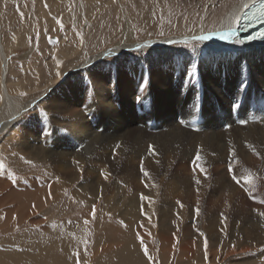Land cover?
I'll use <instances>...</instances> for the list:
<instances>
[{"label":"bare ground","instance_id":"1","mask_svg":"<svg viewBox=\"0 0 264 264\" xmlns=\"http://www.w3.org/2000/svg\"><path fill=\"white\" fill-rule=\"evenodd\" d=\"M88 1L92 2V0ZM258 1L244 0L238 7L234 8L235 6H233L229 10L227 9L223 16L220 13L222 16L220 18L221 26L220 29L210 33L212 39L198 42L199 46L193 50L191 48L186 54L176 48L161 50L156 53L141 54L138 62H135L133 56H127L124 64L125 60L116 61L119 66L115 63L104 68L101 66L94 68V65L104 59L121 56L135 49L145 52L152 48L170 45L172 43L167 41L174 40L170 38L131 45L130 33H125L123 43L105 53L87 57L82 65L72 70L69 69L70 71L65 73L64 79L62 78L52 87L49 86L50 88L46 90V93L44 92L42 97L32 100L27 105L22 104L15 97L18 94H15L14 90L16 88L23 89V83L15 85L9 79L10 63L12 62L9 56L12 49L19 45V38L14 33L11 36L12 38L15 36V39H12V45L4 42V27L0 20V91L2 94L0 136L3 135L2 143L3 141L4 143H14L17 152V149L21 150L20 143H22L27 149L32 150L31 154L35 155V150L39 149L36 148L35 142H38L43 135L44 137L51 135L52 138H49L47 147L44 145L40 149H46L48 153L46 157L56 165L45 167L44 173L49 176L45 174V176L31 175L28 178L30 184L32 182L36 185L35 192L26 189L27 184L21 182L23 177H20L17 185L26 188L15 191L16 185H14V189L5 192L7 186L12 187L16 181L12 175L6 176V173L8 174L7 167L3 165L0 158V213L9 214V217L15 218L13 215L18 214L16 210L19 206L26 214L32 208V201H40L41 205L37 211H31L27 216L17 219L21 221L27 219L31 225L43 224L41 219L38 221L37 213L47 208L52 198L61 195L62 187L65 189L73 183L80 182V177L83 176L80 172L81 167L84 162H87L89 172L85 177H82L84 180L79 184V188H76L73 196L77 198L85 196L88 199L92 195L99 200L107 193L112 194L114 197L111 198L115 199L120 197L123 190L125 192H141V196H136V199H131L132 201L125 205L131 209L130 214H133L134 209H138L139 212H146L152 217L156 206L142 199L143 194L151 195L154 199L173 200L172 202L168 201V204L172 205L179 213L185 210L186 206L190 207L191 214L192 216L196 215L197 222L200 220L201 214L208 216L209 230L206 232V241L211 243L210 246L213 247L226 241L233 247L230 251H225L224 254L215 250L203 258H199L198 262L191 263L196 254L195 243L193 244L195 241H191V246L189 245L190 247L187 248L183 245L182 250L186 253L185 262L187 261L188 264H228L230 257L249 255L256 251L260 244H264V240L256 244L252 242L256 238H262L261 235L264 234V217L258 215L259 212H264V204L255 202L264 199V48L251 47L241 42L238 31L223 40L215 33L235 30L242 13ZM2 2L3 0H0V8ZM32 3L37 5L42 17H50V5H54L56 8L62 3L65 6H71L72 8L66 7L65 11L67 13L72 11V13L67 14L59 9H55L54 13L56 12V14H60L61 18L65 17L66 19H71L73 15L75 25L80 24L81 27L87 29L92 27V13L86 14L85 0H46L47 7L44 6L45 0H32ZM78 16L81 18L79 19ZM232 17L236 18L235 22L231 21ZM85 19L87 24H85ZM205 23H203L204 27ZM129 31L131 32V30ZM74 38L75 45L73 46L72 43L63 44L60 49H51L52 65L57 74L63 68L64 61L67 62L75 57L80 58V53L85 52L84 47L88 44L87 39H83V44H81L80 35H75ZM180 40L196 43L193 36L187 39L180 38ZM176 41L178 42V40ZM57 60L61 62L59 66L56 63ZM193 73H195V77H193ZM115 83H117V90L114 89ZM57 91L61 93V100L56 98L57 96L55 97ZM42 100H48V110L59 111V114L65 112L69 115L68 112L70 113L73 109L70 101H74L75 105L85 106L86 109L73 113V118L64 119L67 123L62 122L60 118L56 119V125H53L52 129L48 128L50 133L39 131V117H36L35 121H31V124L29 122L25 127L27 131L21 133L27 121L25 116L36 111V106ZM237 100L241 104L239 110L236 109L238 112L236 118L233 113V109H235L233 103ZM153 103L157 108L158 122L154 125H152L154 121L152 124H150L152 121L148 122V125L143 124L146 122L140 119L136 110L142 107L146 108ZM194 103L195 108H193ZM3 108L9 110L5 119L1 116L4 114ZM84 112L93 113L96 118L93 120L97 124L93 126L89 121L90 118L88 119ZM97 115L112 124V129L109 132L103 133L105 126H102V121L98 122ZM69 116L71 117V115ZM63 117L66 118V116ZM53 118L51 119L53 120ZM59 123H65L66 127L74 128L80 137L78 144H82L84 147L80 148L74 139L66 140L65 133L61 132ZM86 123L88 127H85ZM63 126L65 125L61 127L63 128ZM53 130L56 132L51 133ZM20 133L25 136L21 138V140L24 139L22 142L18 137ZM2 143L0 144L1 151L7 146ZM41 143L44 144L45 141ZM117 145L120 147L117 148ZM150 146H154L155 154L150 150ZM233 151L236 153L235 158L232 155ZM197 156L202 159L197 161ZM41 162H45L44 159ZM186 164L187 166H185ZM201 168L204 171H201ZM105 171L109 173L107 179L101 175ZM145 171L149 173L148 177L144 175ZM249 173L252 174L250 182L246 179ZM234 174L240 181L239 184L232 179ZM197 179L201 181L200 184H196ZM58 180H62L60 185L55 184ZM29 185L27 186L29 187ZM17 199H20L22 203L16 204ZM121 200L115 202L114 210H117L120 202H124L123 198ZM76 203L75 205H77ZM135 212L134 215H136ZM217 213L225 214L229 219L234 216L232 221L234 227L231 234L226 232L224 224L220 226V224L213 223ZM12 218L10 219L12 220ZM257 220L261 223L259 224ZM16 222L18 221L12 222L11 226ZM238 222L242 224H237ZM248 223L251 226H246ZM258 225L263 227L262 231H259L258 235L255 234V239L252 240L251 229L259 227ZM48 226L49 223L46 227ZM189 227H193V225ZM161 229V237L167 244H174L178 234L184 239L188 238L189 229L187 227L181 232L179 228H176L170 234H164L166 233L165 228L161 227ZM241 239L245 242L237 244ZM58 247L57 244L45 245L44 249L39 248V253H27L26 256L19 259L22 261L18 262L26 263L35 260L42 264H80L77 260L73 262L58 261L60 258L57 260L52 254L55 250L58 251ZM103 250L107 251L110 248L107 247ZM41 251H50L49 256L41 254ZM96 254L98 255L99 251ZM251 259L253 256H249L245 260L251 261ZM260 260L258 262L255 260L252 264H264V261Z\"/></svg>","mask_w":264,"mask_h":264},{"label":"rangeland","instance_id":"2","mask_svg":"<svg viewBox=\"0 0 264 264\" xmlns=\"http://www.w3.org/2000/svg\"><path fill=\"white\" fill-rule=\"evenodd\" d=\"M85 1L87 4L86 14L92 13V27H90V29L81 27L80 24L75 25L73 21V15L71 19H66L65 17L61 18L60 14H56V12L54 13L55 9H59L61 12H66V7L72 8L71 6L63 5V3L58 6L59 8H56L54 5H50V17H42L40 10L37 8L36 4L32 3V0H3L0 8V20L4 27V42L12 45L13 38L11 36L14 33L19 38V45L17 46L18 48L14 47L12 49V53L9 56L10 61H12L10 63L11 73L9 75V79L13 81L12 84L15 85L20 82L23 83V89L16 88V86L13 87L14 89L16 88V90H14L15 94H18L15 95L16 99L19 102H22V104L27 105L32 100L40 96L42 97L47 92L46 90L56 85L63 77H65V73L77 66L82 65L87 57H94L98 54L105 53L106 51L123 43L125 33H130L129 36L131 38V45L146 44L149 42L170 38L174 39V41L178 40V42L176 41V43H172L170 45L152 48L151 50H147L145 52L135 49L128 53H124L121 56H113L108 59H104L100 63L94 65V68H96L97 66H101L102 68H104L105 66L108 67L114 65L116 61H120L121 59L122 61H124L125 59L127 60V56H133L135 62H138L141 54H151L161 50L176 48L179 51L181 50V52L183 51V54H186L188 53V50L190 51L191 48V50L196 49L199 46V43H188L186 45L184 41L180 40V38L187 39L191 36L200 34L201 23L203 24L204 22H206L204 32L207 34L220 29V18L224 15L225 11L227 9L229 10L233 6H235L234 8L238 7L239 4L244 0H232L233 2L231 0ZM98 9L99 12H97ZM21 13L24 14L23 19L21 18ZM68 13H72V11ZM220 13L222 14V16ZM51 17H56L57 19L60 18L59 20L60 23L63 24V29H61L60 24L57 23V20H53ZM78 18L80 19L81 17L78 16ZM129 30H131V32ZM161 32H163V35H161ZM19 33H22L21 36ZM77 33L82 34L83 39H87L88 44L84 47L85 52L80 53V58L75 57L73 59L71 58L67 62L64 61L63 68L60 70V73L58 72V75L52 65L53 56L51 49H60L63 44L66 45V43H72V46L75 45L74 36L77 35ZM64 35L67 36L66 41H62V37ZM70 37H73V39H70ZM56 45L58 46L56 47ZM72 60L74 61L72 62ZM126 60L123 62V64L126 63ZM116 65L119 66L118 63H116ZM61 82L63 84V80ZM117 83H115L114 88L116 90ZM21 92L27 93V96H20L19 93ZM60 94L61 93L57 91L55 97L57 96L56 98H59L61 100ZM1 95L2 94L0 91V106H2ZM47 101L48 100H42L41 103L39 102L36 106V111H32V113H29V115L25 116V120L27 121L25 122L21 133H25L27 131V128H25L26 125L29 122V124H31L33 121H35L36 117L40 118L38 120L39 131L50 133V130H48V128L50 127L52 129L53 125H56V119L60 118L62 122L67 123V118H73V113L84 111V109H86L85 106L79 104H77V106L75 105L74 101H70L73 107L72 111H70V113L68 112V114L71 115L70 117L69 115H67V113L65 114V112L64 114L63 112L62 114H59V111L56 112L53 110H48L49 106H47ZM3 109L4 114H1V116L5 119V117L7 118L9 114V110L5 108ZM136 113L140 116V119L146 122L143 124L148 125V122L150 121H152L150 122V124H152L154 121V123L152 124L154 125L158 122L157 108L154 103L149 104L148 106H146V108L142 107L141 109H137ZM150 113L151 115H149ZM84 114L88 119L90 118L89 121L91 122V124H93V126L94 124H97V122L94 121L96 118L93 113L84 112ZM63 116H66V118ZM51 118H53V120ZM97 118L98 122L102 121V126H105V128H103V133L105 131L109 132L112 129V124L104 121V119L102 120V118H99L98 115ZM65 123L59 124L61 126L65 125L63 126V128L60 126V128L62 130L61 132L65 133L64 136H66V140L70 141V139H74V141L76 140L77 145H80L79 147L83 148L84 145L82 146V144H78L80 137L77 131H75V129L72 127H66ZM105 123L107 126L105 125ZM85 127H88L87 123ZM87 130L88 129L86 128V131ZM54 132L56 131L53 130L51 133ZM21 133L18 136L20 138V142L24 140H21V138L25 137L23 136L24 134ZM50 136L51 135L44 137L43 135L44 138L41 137L38 142H35L36 148H43L44 145L45 147H47L48 142L52 138ZM2 140L3 135L0 136V144L2 143ZM44 141V144L41 143ZM9 143H4L3 141L2 144H4V146L7 144V146L4 147L5 149H2L3 151H1L0 148V158L2 159L3 165H6L8 170V174L6 173V176L12 175L13 179L16 182L12 184V187L7 186V190H5V192H10V190L14 189V185H16L15 191H19L22 188L27 187L26 189H30V192H35L37 190L36 185L34 183L32 184V182L30 184L28 178L31 175H47L46 173H44L45 167H54L56 165H54L50 158L46 157L48 156L46 149H37V151L35 150L36 153L34 155L31 154L32 150L27 149L24 145H22V143H20L21 150L17 149L19 152L18 153L14 146L15 144L12 142ZM4 154H6L7 156ZM21 157H23L24 159H21ZM43 159L45 162L42 163L41 161H43ZM25 161H31L32 163H25ZM87 165L88 163L84 162L81 167L80 172L83 176L80 177V182L73 183L71 186H68V188L65 189L62 187L60 191L61 195H57L56 197L52 198L49 202L48 207L43 211H39L37 213L36 217L38 221H40L39 219H41L43 224L40 223V225H31V223L27 219V221L19 220L30 214L31 211H37L41 205L40 201H32V208L29 212L27 211L26 214L23 209H20L22 207H20L18 204L19 207L17 208L18 210H16V212L18 211V214L13 215V217L15 218H12V216L9 217V214L0 213V264H42V262L35 260H30L26 263H19L18 261H22L19 259L26 256L27 253H39V248L44 249L45 245L50 246L51 244H57L59 246L58 251L55 250V252L52 253L57 260L58 258H60L58 261L64 260L66 262H73L74 260H77L78 262H80V264H188L187 261L185 262L186 253L182 252V250L184 248L183 245L189 248L191 246V241H195L193 242V244L195 243L194 248L196 252L195 258L192 259L191 263L198 262L199 258H203L206 255L214 252L215 250H219L221 254H224L233 249V247L231 245H228L226 241H222L221 243H218L213 247L212 245L210 246L211 243L207 241V246H205V241L207 239L206 232L207 230H209L208 216L206 214H201L200 220L197 222V218H195L196 215L194 214V216H192V210L190 209V207L186 206V208H184L185 210H183L184 212L181 211L179 213L178 210H176L172 205L168 204V201L172 202L173 200H169L166 198L154 199L151 197V195L143 194L144 196H150V199L152 198L151 204H155L156 206L157 211L155 210L152 217L146 212H139L138 209H134V212L136 211V215H134V212L133 214L129 213L131 209L126 205L132 201L131 199H136V196L138 195L141 196V192H125L123 190L121 191L120 197L115 198L116 200L112 199L111 197L114 196L108 193L101 196L99 200L94 198L92 195H90L88 199L85 196H81L80 198L73 196L76 188L84 180V178L82 177H85L87 175L86 173L89 172V167ZM185 166H187V164ZM101 175H103V173ZM20 177H23L21 182H25L27 185L30 184L29 187L27 185L26 187H18L17 182L20 181ZM16 178H18L19 180H17ZM58 181L55 183L56 185H60V182L62 180ZM48 185L50 186L49 183ZM148 189L151 188L148 187ZM125 193L127 196L125 195ZM121 198L124 199V202H120L117 210H114L113 206L115 205V202H119ZM17 203L21 204L22 202L20 199H17L16 204ZM75 203L77 205H75ZM102 203L105 205H103ZM93 206L96 214L95 218H93L91 213L93 211ZM18 217L19 219H17ZM223 217H227V215L223 214ZM223 217L221 213H217V215H215L214 217L215 221H213V223L220 224V226H223L224 224V227H226V232L228 234H231L234 227V224L232 222L234 216H232V219H229L227 217L226 221H224ZM10 218H12V220ZM14 221L18 222H16L15 225L11 226V223ZM85 221H87L88 223L85 224ZM121 221L124 222L123 225L120 223ZM257 222L259 224L261 223L259 220H257ZM48 223L49 226L46 227ZM237 224L242 223L238 222ZM124 225H126L127 227H125ZM191 225H193V227H189ZM246 226L249 227L251 225L248 223ZM161 227L166 229H164V231L166 232L164 234H170L172 230H175L176 228H179L181 232L185 227H187L191 231V233L188 230V238L185 239L177 233L178 235L176 234V241L171 245L163 241L161 237ZM255 228L256 227H254V229H251V232L253 233L251 235L252 240L255 239V234H260L263 227L259 226L256 229ZM261 236L262 238H256L255 241L253 240L252 242L254 244L260 243L262 240H264V234H262ZM141 239H143L144 241V246H147L148 248L149 255L152 257L151 260H149L148 257L144 255V246L140 244ZM178 242L181 243L179 244ZM243 242L245 241L241 239V241L237 242V244L240 245ZM107 247H109L110 250L104 251L103 249H106ZM98 251L99 254L97 255L96 253H98ZM70 252L71 255H69ZM40 253L45 256H49L50 251H41ZM76 253H79V255H75ZM249 256H253V259H251V261L245 260ZM258 258L264 261V244H260L257 247L256 251L249 255H240V257L234 256V258L230 257L228 260V264H252L255 260V262L261 261ZM58 261H56V263H58Z\"/></svg>","mask_w":264,"mask_h":264},{"label":"snow or ice","instance_id":"3","mask_svg":"<svg viewBox=\"0 0 264 264\" xmlns=\"http://www.w3.org/2000/svg\"><path fill=\"white\" fill-rule=\"evenodd\" d=\"M44 6H45V7L48 6L47 3H46V0H45V5H44ZM70 10H71V9H70ZM258 11H259V13H260V17H259V18H260L261 20H264V3H261V4H260ZM20 15H21V18L23 19V15H24V14L21 13ZM53 19H56V20H57V23L60 24L61 29H63V24L60 23V20L57 19L56 17H53ZM235 19H236L235 17H232V18H231V21H232V22H235ZM85 24H87V20H86V19H85ZM203 28H204V26H203V24L201 23V32H200V34H198V35H194V36H193V40H194L195 42H197V43H198V42H203V41H209V40L212 39V34H207V33H205L204 30H203ZM215 34L218 35L219 38L223 40V39H226V38L229 37V36H233L235 33H234V30H229V31H217ZM77 35H80V38H81V39H80V42H81V44H83V36H82V34L77 33ZM161 35H163V32H161ZM13 39H15V36H13ZM261 39H264V35L261 36ZM167 42H169V43H176V41H174V40H168ZM184 43L187 45L189 42H188V41H185ZM56 63H57V66H59L61 62H60L59 60H57ZM58 75H59V73H58ZM192 75H193V77H195V73H193ZM19 95L23 97V96H26L27 93L21 92V93H19ZM137 99H139V97H137ZM240 104H241V102H240L239 100L234 101V103H233V108L239 110V108H240ZM195 107H196V105H195V103H194V104H193V108H195ZM181 123H183V121H181ZM119 147H120V145H117V148H119ZM249 147L252 148L251 145H249ZM150 150L155 154V148H154V146H150ZM253 151H255V149H253ZM256 154L259 155V153H256ZM232 155H233L234 158L236 157V153H235V151L232 152ZM21 159H24V158L21 157ZM196 159H197V161H200V160L202 159V157L197 156ZM25 163H29V164H31L32 162H31V161H25ZM201 171H204V169L201 168ZM144 175H145L146 177H148V176H149V173H148L147 171H145V172H144ZM103 176H104V179H107L108 176H109V173H108L107 171H105V172L103 173ZM251 178H252V174L249 173L248 176L246 177V179L250 182V181H251ZM232 179L235 180L237 184L240 183V181L237 179V177H236L235 174L232 176ZM200 183H201V181H200L199 179H197V180H196V184H200ZM153 186H155V185H153ZM49 187H50V186H49ZM141 198L144 199V200H147V201H149V203H151V199H150V197H148V196H142ZM255 202L260 203V204H264V199H259V200H256ZM95 215H96V214H95V210H94V206H93V211H92V216H93V218H95ZM221 215H222V217H223V214H221ZM258 215H259L260 217H264V212H259ZM223 219H224V221H226V220H227V217H223ZM87 223H88V222L85 221V224H87ZM120 223L123 225L124 222L121 221ZM124 226L127 227L126 225H124ZM17 230H19V229H17ZM201 235H203V234H201ZM140 244H141L142 246H144V241H143V239L140 240ZM205 246H207V241H205ZM143 251H144V255H145L146 257H148L149 260H151L152 257L149 255V252H148V248H147V246H144ZM75 255L78 256L79 253H76Z\"/></svg>","mask_w":264,"mask_h":264},{"label":"crops","instance_id":"4","mask_svg":"<svg viewBox=\"0 0 264 264\" xmlns=\"http://www.w3.org/2000/svg\"><path fill=\"white\" fill-rule=\"evenodd\" d=\"M62 39H63L62 41H66L67 36L64 35V36L62 37ZM66 44L69 45V44H71V43H66Z\"/></svg>","mask_w":264,"mask_h":264},{"label":"water","instance_id":"5","mask_svg":"<svg viewBox=\"0 0 264 264\" xmlns=\"http://www.w3.org/2000/svg\"><path fill=\"white\" fill-rule=\"evenodd\" d=\"M103 56H105V54H102ZM108 55V54H107ZM107 57V56H106Z\"/></svg>","mask_w":264,"mask_h":264}]
</instances>
